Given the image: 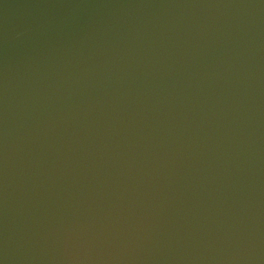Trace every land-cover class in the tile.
Returning a JSON list of instances; mask_svg holds the SVG:
<instances>
[{
	"label": "water",
	"instance_id": "95a60500",
	"mask_svg": "<svg viewBox=\"0 0 264 264\" xmlns=\"http://www.w3.org/2000/svg\"><path fill=\"white\" fill-rule=\"evenodd\" d=\"M0 264H264V0H0Z\"/></svg>",
	"mask_w": 264,
	"mask_h": 264
}]
</instances>
